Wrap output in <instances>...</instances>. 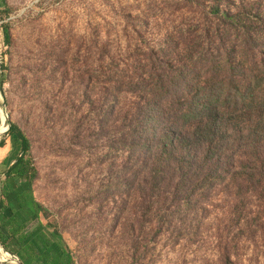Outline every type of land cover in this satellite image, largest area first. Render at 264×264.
I'll list each match as a JSON object with an SVG mask.
<instances>
[{
  "label": "rangeland",
  "instance_id": "rangeland-1",
  "mask_svg": "<svg viewBox=\"0 0 264 264\" xmlns=\"http://www.w3.org/2000/svg\"><path fill=\"white\" fill-rule=\"evenodd\" d=\"M218 10L237 14L235 23ZM263 22L264 0H0V178L18 153L6 135L14 124L29 143L41 220L62 233L76 264H264V202L248 221L223 207L174 227L148 202L146 167L134 171L128 146L97 132V94L110 95L128 124L147 86L131 77L152 52L189 59L185 47L212 44L204 31H230L231 46L234 31L260 35ZM17 259L0 246V264Z\"/></svg>",
  "mask_w": 264,
  "mask_h": 264
},
{
  "label": "trees",
  "instance_id": "trees-1",
  "mask_svg": "<svg viewBox=\"0 0 264 264\" xmlns=\"http://www.w3.org/2000/svg\"><path fill=\"white\" fill-rule=\"evenodd\" d=\"M217 15L228 25L237 19L230 11ZM229 32L204 31L212 44L185 47L189 59L152 52L141 75L131 77L147 86L124 116L128 124L117 122L110 95L97 94V132L128 146L134 171L146 167L150 206L161 205L177 228L223 207L248 221L264 202V30L241 27L231 46ZM6 135L18 153L0 178V246L22 264H76L62 233L41 220L28 140L14 124Z\"/></svg>",
  "mask_w": 264,
  "mask_h": 264
},
{
  "label": "bare ground",
  "instance_id": "bare-ground-1",
  "mask_svg": "<svg viewBox=\"0 0 264 264\" xmlns=\"http://www.w3.org/2000/svg\"><path fill=\"white\" fill-rule=\"evenodd\" d=\"M1 100V99H0ZM1 119H2V122H4V114L2 113V117H1ZM5 130V126L4 125H2V127L0 128V131H4ZM2 250V249H1ZM18 260V259H17ZM18 262H19V264H21L20 263V261L18 260Z\"/></svg>",
  "mask_w": 264,
  "mask_h": 264
},
{
  "label": "water",
  "instance_id": "water-1",
  "mask_svg": "<svg viewBox=\"0 0 264 264\" xmlns=\"http://www.w3.org/2000/svg\"><path fill=\"white\" fill-rule=\"evenodd\" d=\"M1 117H2V111H1V109H0V119H1ZM1 121H2V119H1ZM9 128V125H8V127H7V129ZM5 131H0V134H3ZM19 260V259H18ZM20 261V260H19ZM20 263H21V261H20ZM22 264V263H21Z\"/></svg>",
  "mask_w": 264,
  "mask_h": 264
},
{
  "label": "crops",
  "instance_id": "crops-1",
  "mask_svg": "<svg viewBox=\"0 0 264 264\" xmlns=\"http://www.w3.org/2000/svg\"><path fill=\"white\" fill-rule=\"evenodd\" d=\"M13 163V161L10 163V165Z\"/></svg>",
  "mask_w": 264,
  "mask_h": 264
}]
</instances>
